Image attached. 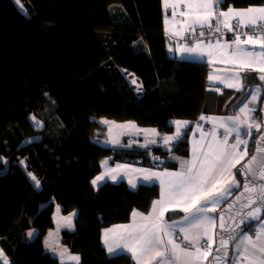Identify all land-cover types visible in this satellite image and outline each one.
I'll return each mask as SVG.
<instances>
[{
  "label": "trees",
  "instance_id": "1",
  "mask_svg": "<svg viewBox=\"0 0 264 264\" xmlns=\"http://www.w3.org/2000/svg\"><path fill=\"white\" fill-rule=\"evenodd\" d=\"M261 5L224 0L221 7ZM121 70L139 80L141 92ZM208 72L206 63L169 56L160 0H0V249L9 264H58L65 254L78 255L80 264H135L129 255L108 257L101 231L127 222L134 209L147 213L158 186L132 191L104 183L94 190L91 180L104 159L149 166L156 157L164 160L161 168L176 170L189 155L188 131L167 161L160 147L115 150L101 143V121L134 122L164 135L173 120L233 115L258 85L247 80L242 91L212 93ZM32 114L41 127L32 126ZM253 133L248 156L259 131ZM56 207L76 216L71 228H60L54 256L47 238Z\"/></svg>",
  "mask_w": 264,
  "mask_h": 264
},
{
  "label": "snow or ice",
  "instance_id": "2",
  "mask_svg": "<svg viewBox=\"0 0 264 264\" xmlns=\"http://www.w3.org/2000/svg\"><path fill=\"white\" fill-rule=\"evenodd\" d=\"M163 4L165 10L168 8L172 9L171 19L174 22L177 15L185 18L180 23L186 25L185 31L188 33V38L197 37L189 46L183 47V53H186L187 57H210V53L201 50L202 45H216L228 49V63L234 65V68L251 69L254 72L264 73V6L240 9L227 7V10H223L221 6L224 5V0H163ZM181 4H183L185 11L178 12ZM168 20L169 18L166 16V24ZM206 29L210 32L214 31L215 33H220L226 29L232 33V36L227 40L219 37L215 41H205L200 38L205 36ZM244 29H247V31H244ZM184 38L181 37V39ZM169 50L171 51L172 49L170 48ZM207 62L212 63L210 58ZM208 79L224 84L225 87H235L236 91H242L245 87L241 82V76L233 69H226L222 76H216L210 73ZM243 79L248 81H255L257 79L264 81V75L258 77L246 76ZM228 81H235V83H229ZM131 83L136 84L137 82L133 79ZM141 87V85H137V90ZM260 91L261 88L257 85L251 91L247 92V96L251 99L244 102L238 109L240 113H244L243 121L238 116H229L226 118H206L201 116V120L207 119L209 122L213 119L219 120V127L223 128L225 133L222 141L218 144L210 143L208 150L201 152L199 155L194 148L192 159L181 163V168L186 169L185 171L166 173L167 176L172 178L167 184L161 180L163 188L162 198L153 203L150 216L154 217L159 213V216L162 218L164 210H166L169 204L174 201L183 202L186 207L181 210L189 212V209H192V211L184 217V221H181V223L183 224L187 221L190 227H200L203 225V237H198L194 242L187 235H184L183 240L186 241L187 247L182 249L180 244L172 239V233L166 231L164 227H157L156 225L150 227L147 224L140 225L138 227L142 234L139 237H135L133 235V228L136 226H125V230L132 237L135 246L128 247L127 245H120L118 247L131 252L132 257L136 260V264H144V257L146 255L149 256L148 264H152L153 260H156L157 264H196V262L200 261L201 257L206 259L211 254L213 236L208 234L209 229L207 225H211L214 228L218 217L206 215V213L215 211L217 205L227 201L234 189L241 187V182L234 176L228 186L218 188L229 168L235 166L234 162L239 163L240 159L248 155V142L242 136L250 137L253 128L256 131H260L262 125H264V116L253 118L252 114L256 112V109L249 106L259 99L258 94ZM261 112H264V109H261ZM101 122L108 123L107 121ZM174 123L176 125V135L175 137H165L164 143L166 145L170 140L181 138V129L186 126L187 122L175 121ZM127 127L136 128V125L134 122H128ZM152 131L153 133L155 132L154 129ZM211 136L213 137V141H215V128H213ZM233 136L234 143L229 145V138ZM260 141H264V136L260 137L257 144ZM152 142L155 143V141ZM241 145L244 146L243 155L240 154ZM143 146L147 147V145ZM228 148L231 151H228ZM256 152L264 153V148L257 147ZM197 163H199V167H197ZM112 171L115 170L110 169L103 175L97 176L92 181V184L94 186L97 185L98 181L104 179V176L110 175ZM238 173L239 175L247 177V183L243 184L244 192L241 193V196L244 193L250 194L248 196V203L243 205L249 211L236 225V228L240 229L239 232H237L236 228H226L224 217H219L221 221L219 225L220 246L216 248V252L219 253L221 249H226L229 242H233L236 254L232 258V264H264V242H261V237H264V221H261L259 231L254 233L255 239L247 235V232L252 227L251 221H260V214L262 209H264V183H257V181H264V158H258L257 155H253L248 163L244 164L243 168L238 170ZM28 175L35 182V186L39 187L37 178L30 172ZM153 177L160 179L158 174L152 172H148L143 178L145 180H151ZM111 179L115 181L117 177L112 175ZM129 183L133 188L136 187V184L131 180ZM253 193L256 195H251ZM240 198L237 197V202H239ZM254 205L256 206L253 207ZM231 207H234V205H230L229 210ZM132 215L133 217L141 216L145 220L149 219V217H145L143 214L135 211ZM66 219L70 223L71 217ZM241 224L244 225L242 228L240 227ZM167 227L175 228L176 224L173 223L167 225ZM181 231L186 232V229H181ZM225 232L228 233L227 236L224 235ZM28 235L31 237L32 233L29 232ZM163 236L169 238L167 245L165 244ZM201 239L203 242H200ZM168 245L171 247L169 248ZM189 247L195 250L194 253L188 250ZM249 247L255 252L260 253L258 260L253 261L246 254ZM108 251L109 253H115L117 248L109 246ZM181 254L184 258L183 262H181ZM227 256V251H224L223 257L216 256L214 260L216 264H222V259ZM70 259L76 261L77 264L79 262L78 256H71ZM0 260H3V264H8V259L2 249H0Z\"/></svg>",
  "mask_w": 264,
  "mask_h": 264
},
{
  "label": "crops",
  "instance_id": "3",
  "mask_svg": "<svg viewBox=\"0 0 264 264\" xmlns=\"http://www.w3.org/2000/svg\"><path fill=\"white\" fill-rule=\"evenodd\" d=\"M161 2V13H162V23H163V31L165 35V40H166V47L168 54L171 58H175L177 60H184L188 62H199V63H206L209 68L208 76L210 73H213L216 76H222L224 75V71L226 69H233L235 72H238L239 75L241 76L242 80L241 82L245 85L244 89L249 85V82L247 80H244L243 78L248 76L250 73H253L251 69H236L234 68V65L231 63H228V49L227 48H221L216 45L208 46L207 44L202 45L201 50L210 53V57L205 56L202 58H191L187 57L186 53H183V47L184 46H189L190 43H187L184 39H181V37H185L184 35V29L186 25H182L180 23L181 20H184V17H181L177 15L175 22L171 19L172 17V9L168 8L165 10L163 0H160ZM264 6V5H261ZM231 7V6H230ZM250 7H256V6H250ZM260 7V6H258ZM247 8V7H246ZM235 9H240V8H235ZM227 10V8L223 9ZM179 11H185V8L183 4L180 5V8L178 9ZM168 17L169 20L167 24L165 23V17ZM178 33V34H174ZM232 36V33L228 32L226 29L224 30V36L223 39L227 40L229 37ZM202 40L208 41L212 40L215 41L217 38H214L210 36L209 34L206 33L205 30V36L203 38H200ZM243 39V37H242ZM179 46V47H178ZM172 49L171 51L169 49ZM259 50V49H257ZM211 59L212 63H208L207 61ZM121 72L125 75V78L127 82L135 89L136 92H141V88L137 90V85H141L139 80L132 74V73H126L124 70H121ZM246 74L243 77V74ZM255 73V72H254ZM261 74L260 72H256ZM207 76V85L209 92L212 93H221L223 89L225 90H231V91H236L235 87L229 88L225 87L224 84L218 83L216 81H210ZM135 79L136 84L131 83V81ZM229 83H235V81H228ZM255 87V86H254ZM254 87H250L249 91H251ZM261 88V87H260ZM259 99L256 100L254 103L250 104L249 106L252 108H257L260 102V96L261 93L258 94ZM251 98L247 96V98L241 103V105L238 107V109L243 105L244 102L247 100H250ZM238 109L235 111L233 115H226L224 114H204L202 116L204 117H213V118H226L229 116H238L241 121L244 120V113H240ZM257 110V109H256ZM253 118L256 117L255 113L252 114ZM175 121H182V122H187L186 126L181 129V137L184 135L186 131H188V145H189V155L187 158L180 160L179 161V167L176 170H169V169H163L161 168V161L158 159L155 161V157L151 158L150 165L149 166H142L140 163L137 164H132L128 162H115L111 164L108 159H104L101 163V170L100 172L91 180V187L94 190H97L100 186H102L104 183H111V184H119V183H124L128 189L135 191L139 186H152V185H157L159 188V194L156 200L153 201H159L162 198V185H161V180L165 182V184L168 183L171 177L167 176L166 173H173V172H182L185 171L186 169L181 168V163L184 161H190L193 157V149L195 148L196 153L199 155L201 152H205L208 150V145L210 143H220L222 141L224 133V129L219 127V120L213 119L211 122H209L207 119L206 120H201L200 118L195 121V122H189L185 120H173L172 121V126H173V131L171 134H164L160 135L158 134L157 130L155 128H141L138 127L136 124V128H130L127 127L128 122L123 123L125 129L123 130L124 136L121 137L122 131L118 129L117 127L113 128L114 129V147L118 149H128L130 147H138L141 149H148L150 147H157V143L164 139L165 137H175L176 135V125ZM230 123V122H229ZM215 128L216 130V138L215 141H213V137L211 136V132ZM155 130L153 133L152 130ZM243 131V130H242ZM256 131L255 128L252 129V135L254 134L253 132ZM251 135V136H252ZM250 136V137H251ZM243 137H248V136H243ZM133 138L136 139L135 143H128L130 140ZM121 140L123 141V144H121ZM177 140V139H176ZM106 141V139H102V142ZM152 141H155L153 143ZM174 144L175 139L171 140ZM250 139L247 138V142L249 143ZM135 145V146H133ZM143 145H147V147H144ZM230 145V144H229ZM228 151H231L230 148H228ZM243 155V152L240 153ZM248 157L244 156L243 159L239 160V163H235L234 167H230L227 174L224 176V179L220 182L218 188H223L228 186L229 182L232 181L233 177L235 176V170L236 168ZM239 159V157H238ZM122 166V167H118ZM197 167H199V163H197ZM113 169L115 171H112L110 175L104 176V179L100 180L97 182V185H93L92 181L97 177L103 175L105 172L108 170ZM148 172L156 173L160 176V179H156L153 177L151 180H145L143 177L146 175ZM114 175L117 177V179L114 181L111 179V176ZM132 181L133 183L136 184V187L133 188L129 181ZM236 189L233 190L232 194L228 197L227 201L232 197V195L235 193ZM226 201V202H227ZM226 202H222L219 205H217L215 211H209L206 213V215H213L216 216V213L219 208H221ZM153 203L147 213L138 211L136 209L132 210L129 219L127 222L124 223H119L115 224L112 226H109L107 228H104L101 231V245L104 248L106 255L108 257H114L118 255H129L134 263L136 264V260L132 257L131 252L127 251L126 249H121L118 246L120 245H127L128 247H134V241L131 236H129L128 231L125 230V226L133 227V235L135 237H139L142 232L139 229L138 226L140 225H149L150 227L152 225H156L157 227H164L166 231H170L172 233V239L180 244L179 239L183 240L184 235H187L190 239H192L194 242L197 240L198 237H203V232H204V226L200 227H190L189 223L185 221L183 224L181 221H184V217L189 215V212L192 211V209H189V212L182 211L181 209L186 207V205L183 202L180 201H174L173 203L169 204L164 210V215L161 218L159 216V213H157L154 217L150 216V213L152 212V206ZM141 213L145 217H149L148 220L142 219L141 216H136L133 217V212ZM264 216V215H263ZM261 221H264V217ZM261 221L255 223L252 225V227L249 229L247 232V235H249L252 239H255L254 233L259 231ZM176 224L175 228H168L167 225L170 224ZM209 229V235L213 236V243L211 244V251L214 246V235H215V229L216 225L213 228L211 225H207ZM181 229H186L185 231H181ZM163 239L165 241V244L167 245L168 237L163 236ZM186 242V241H185ZM200 242H203L201 239ZM261 242H264V237H261ZM112 246L114 248H117V251L115 253H109L108 247ZM181 248L184 249L185 246L181 245ZM170 248L171 246L168 245ZM189 251H192L194 253L193 248H188ZM236 251H235V246L233 245L232 248V258L235 256ZM247 255L250 256V258L253 261H256L260 257V253L255 252L251 247L248 248L247 250ZM71 256H78L74 254H66L63 257L59 258V264H77L76 261L70 259ZM210 255L207 256V258L201 257L200 261L196 262V264H206L208 258ZM79 257V256H78ZM232 258L230 264H232ZM183 256L181 254V262H183ZM149 256L146 255L144 257V264H148ZM80 264V258L79 262ZM152 264H157L156 260L152 261Z\"/></svg>",
  "mask_w": 264,
  "mask_h": 264
},
{
  "label": "water",
  "instance_id": "4",
  "mask_svg": "<svg viewBox=\"0 0 264 264\" xmlns=\"http://www.w3.org/2000/svg\"><path fill=\"white\" fill-rule=\"evenodd\" d=\"M260 75H264V73H261ZM258 75V76H260ZM258 85H260L261 87V95H262V100L259 106V116H264V112H261V109H264V81H259L258 80ZM264 136V125H262L258 136L254 139L253 142V147H252V151L251 154L236 168L235 170V177L238 178L241 182V187L238 189V191L221 207L218 209L217 213H216V217H218V219L216 220V229H215V235H214V246L213 249L211 251V254L206 262V264H216L214 257L216 256H220L223 257V253L224 251H227L228 256L226 258L222 259V264H230L231 262V258H232V248L234 243L233 242H229L228 246L226 249H221V251L218 253L216 252V248H218L219 245V240H220V216L224 217L225 220V227L226 228H236L237 223L240 222L241 218L249 211L248 208L243 207V205H245L246 203H248V196L250 194L248 193H244L243 196H241V193L244 192L243 189V184L247 183V177L243 176V175H239L238 170L243 168V165L248 163V161L251 159V157L253 155H257L258 158H264V153H257L256 149L257 147L260 148H264V141H260L259 144H257V141L260 140V137ZM257 183H264V181H257ZM251 195H256L255 193L251 194ZM237 197H241L239 202H237ZM259 203V202H258ZM230 205H234V207H231V209L229 210V206ZM256 205H254L253 207H255ZM264 215V209H262V212L260 214L261 216V220L263 219ZM231 217V219H230ZM260 220V221H261ZM259 221H251V225L257 223ZM244 225L241 224L240 227L242 228ZM237 232L240 231L239 228H236ZM227 232L224 233L225 236H227Z\"/></svg>",
  "mask_w": 264,
  "mask_h": 264
},
{
  "label": "rangeland",
  "instance_id": "5",
  "mask_svg": "<svg viewBox=\"0 0 264 264\" xmlns=\"http://www.w3.org/2000/svg\"><path fill=\"white\" fill-rule=\"evenodd\" d=\"M16 5L19 7L20 10H22L21 7H20V5H19V3L17 1H16ZM260 97L261 98H260L259 104L261 103L262 95ZM28 119H29L30 123L32 124V126H34V127H41L43 125V124H41L42 122L38 119V116L37 115H33V114L32 115H29ZM115 127H117L118 129H120L122 131L121 137H123L124 136L123 130L125 129L124 125L123 124H116ZM108 136L109 135L107 134V131L103 130L102 131V135H101V139H106ZM114 140H115V138H114V133H113L110 136V144H114ZM121 144H123V141L122 140H121ZM32 182L35 185V182L34 181H32ZM58 211H59L58 210V207H56V212H58ZM56 214L57 213H55V216H54V219H53L54 224H55V229H53V230L50 231V235L47 238V240H48L47 245H49L50 248H53L55 246V244H57L56 241H58L57 234L59 233L60 228H61V226L59 225V223H60V220L59 219H61V220L64 221V222H61L63 228H70V227H72L73 222H74V218L76 216V212H71V213L65 214V215L59 213V217L58 216L56 217ZM68 217H71L70 223L66 219ZM0 262H1V264H3V260H0ZM8 264H9V262H8Z\"/></svg>",
  "mask_w": 264,
  "mask_h": 264
},
{
  "label": "bare ground",
  "instance_id": "6",
  "mask_svg": "<svg viewBox=\"0 0 264 264\" xmlns=\"http://www.w3.org/2000/svg\"><path fill=\"white\" fill-rule=\"evenodd\" d=\"M105 124V126H106V130L105 131H107V134L109 135L107 138H106V141H104V143H105V145H107V146H109V147H111V148H113V149H115V150H121V149H118L117 147L115 148L114 147V145L113 144H110V136L114 133V127H115V125L116 124H114V123H111V122H108V123H104ZM173 131V130H172ZM110 132V133H109ZM172 133V132H171ZM171 133H168V134H171ZM159 134V133H158ZM161 135V134H160ZM182 138V137H181ZM180 138V139H181ZM180 139H175V141H174V144H172L173 142L170 140L169 142H168V144L167 145H165V150L167 151V152H170L171 154H172V149L174 148V146H175V144H176V142L178 141V140H180ZM101 143H103L102 141H100ZM107 142V143H106ZM136 142V139L135 138H133L132 140H130L128 143H135ZM160 142H164V139H162ZM133 146H135V145H133ZM128 149H140V150H143L144 151V149H141V148H138V147H130V148H128ZM138 161H140V160H138ZM121 163V162H120ZM59 213L60 214H62L61 213V211H60V209H59V211L57 212V214H56V217L58 216L59 217ZM60 220V223H59V225L61 226V228H63V226H62V224H61V222H64L63 220H61V219H59ZM254 225V224H253ZM71 228V227H70ZM68 229V228H67ZM55 242V241H54ZM214 243H215V241H214ZM57 244H55V246L53 247V248H50V246L49 245H47L48 246V249L52 252V255H56V254H58V252L60 251V247L57 245ZM213 249V248H212ZM66 255V254H65ZM74 255H76V254H74ZM64 255H62V256H60V257H58V264H59V258H61V257H63Z\"/></svg>",
  "mask_w": 264,
  "mask_h": 264
},
{
  "label": "built area",
  "instance_id": "7",
  "mask_svg": "<svg viewBox=\"0 0 264 264\" xmlns=\"http://www.w3.org/2000/svg\"><path fill=\"white\" fill-rule=\"evenodd\" d=\"M186 28V27H185ZM244 31H247V29H244ZM206 33L207 34H209L210 36H212V37H214V38H219V37H223L224 36V30H222L220 33H215L214 31H208L207 29H206ZM184 35H185V41L187 42V43H191V42H194L196 39H197V37H191V38H188V33L185 31V29H184ZM242 138L243 139H246L247 140V137H243L242 136ZM232 143H234V136L233 137H230L229 138V141H228V144H232ZM165 143L164 142H158L157 143V147H160L161 149H163L165 152H167L164 148H165ZM241 147V152H243V145H241L240 146ZM158 158H156L155 157V161L157 160ZM166 160L167 161H173L174 160V157H173V155L170 153V152H167V157H166ZM159 161H161V163L164 161V160H159ZM179 239V242H181L180 244L181 245H183V246H185V247H187V244H186V242L185 241H182V239H180V238H178Z\"/></svg>",
  "mask_w": 264,
  "mask_h": 264
}]
</instances>
